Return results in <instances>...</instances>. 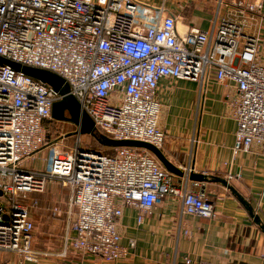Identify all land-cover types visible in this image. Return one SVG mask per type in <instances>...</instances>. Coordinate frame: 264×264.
Returning <instances> with one entry per match:
<instances>
[{
	"label": "built area",
	"instance_id": "1",
	"mask_svg": "<svg viewBox=\"0 0 264 264\" xmlns=\"http://www.w3.org/2000/svg\"><path fill=\"white\" fill-rule=\"evenodd\" d=\"M172 1L0 0V253L28 262L40 257L31 249L34 227L23 201L43 193L49 181L70 193L62 256L71 250L108 264L125 259L124 208L137 211L140 225L168 196L180 199L183 214L215 217L205 192L186 186L190 167L181 169L183 186L176 187L174 175L147 150L82 149L79 129L73 147H48L44 169H26L46 146V122L64 96L3 60L61 78L94 132L158 149L165 141L158 127L161 80L230 83L233 153L259 147L264 154L263 0H217L205 31L184 26L169 11ZM221 9L226 18H219Z\"/></svg>",
	"mask_w": 264,
	"mask_h": 264
},
{
	"label": "crops",
	"instance_id": "2",
	"mask_svg": "<svg viewBox=\"0 0 264 264\" xmlns=\"http://www.w3.org/2000/svg\"><path fill=\"white\" fill-rule=\"evenodd\" d=\"M172 2L170 13L182 23L185 21L184 26L203 31L209 28L217 9L214 0ZM262 12L264 15V0ZM225 13V9H221L219 18H226ZM234 95L232 84L220 85L213 79H208L203 86L190 80H161L157 92L158 127L165 133V141L160 151L179 169L190 167L196 174L227 180L252 206L264 226V154L259 147H252L250 152L233 153L236 124L230 118L228 102ZM192 139L197 142L193 143ZM229 175L232 178L228 180ZM173 185L183 186V178L173 176ZM57 186L61 185L49 181L45 190L49 189L50 194L58 197ZM186 186L194 192H205L215 217L183 214L180 199L171 196L157 203L140 225L136 222L137 211L124 208L119 222L120 244L129 248V254L109 264H185L186 260L190 264H264V234L236 198L216 183L188 179ZM66 189L61 250L36 251L32 234L31 249L40 254L35 262L25 261L15 253H0V264H108L71 250L62 256L69 221L70 193ZM32 200L38 206V200L35 197ZM23 203L27 205L25 200Z\"/></svg>",
	"mask_w": 264,
	"mask_h": 264
},
{
	"label": "rangeland",
	"instance_id": "3",
	"mask_svg": "<svg viewBox=\"0 0 264 264\" xmlns=\"http://www.w3.org/2000/svg\"><path fill=\"white\" fill-rule=\"evenodd\" d=\"M203 19L206 20L205 18ZM184 22L185 21H183V23ZM261 40V52L264 53V29L261 31ZM53 105H55L56 108L55 114L58 115V117L62 116L59 117L60 119L51 118V120L46 122V146L36 156L27 160L25 164L26 169H44L49 154V148L47 147L52 143H58L57 145L60 147H73L75 145L78 129L82 132L80 144L82 149L95 148L91 146L93 145V139L91 138L92 136L87 133L88 127L86 122H83L82 127L78 126L73 120L70 112L66 109L63 111L64 108L61 107L59 101H56ZM107 152L109 153L110 151ZM57 191L59 192L58 197H55V194H50V190L47 189L43 194H31L28 196L29 200H25V203L31 210V221L34 227L32 246L36 251L55 252L60 251L62 248L64 214L65 210H67L68 190L64 187L57 186ZM32 197H35L38 200V206L34 204L35 201L32 200ZM0 201L3 203L2 198H0ZM55 208L58 211L54 214L51 211Z\"/></svg>",
	"mask_w": 264,
	"mask_h": 264
},
{
	"label": "water",
	"instance_id": "4",
	"mask_svg": "<svg viewBox=\"0 0 264 264\" xmlns=\"http://www.w3.org/2000/svg\"><path fill=\"white\" fill-rule=\"evenodd\" d=\"M4 64L10 66L15 71L21 72L33 79H36L49 87H51L55 92H57L60 96H64L62 100H60L61 107L64 108L63 111L66 109L70 112L73 120L75 123L82 127L83 122H86L88 131L87 133L90 136L94 135V124L93 122L85 115L80 114L79 112V106L77 101L68 95L69 89L68 86L63 82L61 78L58 76L47 72L43 70L33 69V68H27L22 67L19 64H15L9 61H2ZM56 108L55 105H53L51 110V118L52 119H60L58 115H56ZM80 135H82V132L79 131ZM104 145L105 147H135L147 150L150 152L154 157L160 162V164L164 167V169L169 172L170 174L177 176L179 178H182L184 176V173L181 169L175 167L172 165L162 154L160 149L154 147L151 144L145 143V142H136V141H114L111 139H104ZM188 179L192 182L197 183H216L221 185L223 188H225L227 191L231 193L232 196L236 198V200L243 206V208L247 211L250 218L253 220L254 224L258 226L261 230V232L264 234V226L261 224V221L259 217L254 214L252 206L236 191V189L228 183L227 180L216 177V176H209L204 174H196L193 172V169L190 168V173L188 175Z\"/></svg>",
	"mask_w": 264,
	"mask_h": 264
},
{
	"label": "trees",
	"instance_id": "5",
	"mask_svg": "<svg viewBox=\"0 0 264 264\" xmlns=\"http://www.w3.org/2000/svg\"><path fill=\"white\" fill-rule=\"evenodd\" d=\"M93 139V145H91L92 147L95 148H90L91 150H97V151H103L105 145H104V139L105 136H103L102 134H100L99 132H94V135L91 137ZM111 153V152H109Z\"/></svg>",
	"mask_w": 264,
	"mask_h": 264
}]
</instances>
